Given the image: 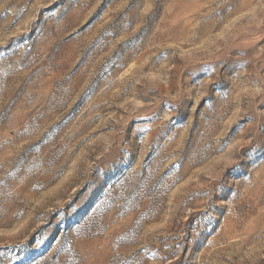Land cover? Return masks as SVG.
Here are the masks:
<instances>
[{"label":"rangeland","instance_id":"374dc122","mask_svg":"<svg viewBox=\"0 0 264 264\" xmlns=\"http://www.w3.org/2000/svg\"><path fill=\"white\" fill-rule=\"evenodd\" d=\"M0 264H264V0H0Z\"/></svg>","mask_w":264,"mask_h":264}]
</instances>
